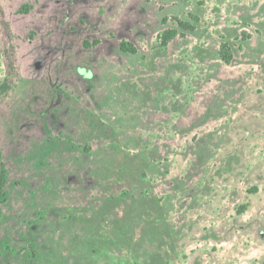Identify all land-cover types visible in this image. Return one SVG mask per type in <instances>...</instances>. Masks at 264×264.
<instances>
[{
    "label": "rangeland",
    "instance_id": "374dc122",
    "mask_svg": "<svg viewBox=\"0 0 264 264\" xmlns=\"http://www.w3.org/2000/svg\"><path fill=\"white\" fill-rule=\"evenodd\" d=\"M6 78L0 264H264V0H0Z\"/></svg>",
    "mask_w": 264,
    "mask_h": 264
},
{
    "label": "trees",
    "instance_id": "16d2710c",
    "mask_svg": "<svg viewBox=\"0 0 264 264\" xmlns=\"http://www.w3.org/2000/svg\"><path fill=\"white\" fill-rule=\"evenodd\" d=\"M178 27L180 30L182 31H192L194 30V27L186 22H182V21H178ZM177 35V31L176 30H168L166 32L163 33L162 35V45L166 46L171 40H173ZM119 49L123 52H129L132 54L136 53V49L128 44V43H120L119 44ZM219 57L221 58V60L226 63L229 64L231 61V56L229 53V46L226 43H222L220 46V51H219ZM10 89V85L8 82V79L6 78V80L0 85V93H5ZM3 184H4V176L3 174L0 175V195L2 194V189H3Z\"/></svg>",
    "mask_w": 264,
    "mask_h": 264
}]
</instances>
